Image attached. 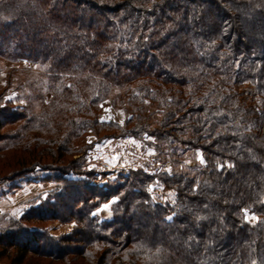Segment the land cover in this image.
I'll list each match as a JSON object with an SVG mask.
<instances>
[{
    "label": "trees",
    "instance_id": "obj_1",
    "mask_svg": "<svg viewBox=\"0 0 264 264\" xmlns=\"http://www.w3.org/2000/svg\"><path fill=\"white\" fill-rule=\"evenodd\" d=\"M9 11L15 20L2 22L0 59L35 61L40 74L18 76L24 109L9 100L0 106V159L31 154L9 180L51 159L39 168L61 186L0 228V261L261 264L264 147L250 126L264 120V107L244 101L241 87L264 94V0H0V17ZM19 18L26 28L14 27ZM14 77L7 75L1 99ZM115 90L132 108L127 124L139 122L119 137L151 135L160 155L177 154V146L200 151L204 166L114 178L90 169L93 145L119 130L99 120ZM154 105L160 121L149 130L145 114ZM153 181L175 189L174 204L153 200ZM105 203L109 215H97ZM49 223L74 228L56 236Z\"/></svg>",
    "mask_w": 264,
    "mask_h": 264
},
{
    "label": "rangeland",
    "instance_id": "obj_2",
    "mask_svg": "<svg viewBox=\"0 0 264 264\" xmlns=\"http://www.w3.org/2000/svg\"><path fill=\"white\" fill-rule=\"evenodd\" d=\"M5 15L6 18L0 17V28L3 26L2 22L5 21L6 23V21L12 22L15 20L13 12L9 11ZM7 18L8 20H3ZM25 23L26 21L19 18L18 21L14 22V27L19 25V29L20 27L26 28ZM36 47L38 50H41L40 45H36ZM9 73L15 76L14 81L12 80L2 99L0 98V106H3L9 100L14 106L13 108L22 110L27 106V101L23 98L24 96L21 99H16L18 92L15 88L18 76H22L21 80H25V82L28 81V78L33 81L39 71L36 70L35 61L32 62L29 59L21 57L15 60L0 59V87L6 85V78ZM241 91L243 100L251 102L255 106L256 111L263 109L264 94L259 93L255 86L251 83H246L241 87ZM123 94V92L115 90L112 96L99 106L101 110L99 112L100 122L111 123L119 128V130H112L110 132L112 135L108 139H105L100 144L93 145V149L86 157L90 169L102 170L108 173V178H114L118 174H127L130 169L141 168L151 174H155L158 170H166L168 174H173L177 171L190 170V166L193 167L195 165L196 169L204 166V163H201L202 154L200 151L192 152L188 150L187 152H183V147L177 146L174 150L177 154L171 151L167 153V150H164L165 153L160 155L158 152H155L157 141L151 135L146 136L141 133L142 135L137 134L135 138L130 135L119 137V135L124 133L131 134L130 132L133 130V127L139 123L135 120L131 125L127 124V121L132 117V108L129 107L127 98ZM154 107L155 105L151 106L145 114V121L148 124L149 130L155 128L160 121V114L156 113ZM250 129L256 134L259 142L264 147V120L262 118L258 119L257 122L250 126ZM176 137L177 139L180 138L178 135ZM89 140H93V138ZM30 156V153L16 154L9 152L5 160L0 159V228L7 226L11 218H20L29 208L39 204L45 194L61 186L59 181L47 177L53 171H43L39 168L46 165L48 167L53 164L50 163L51 159L46 158L40 161L36 171L9 180L13 176H16L12 175V173L20 169L17 168L16 164H19L23 159L29 160ZM105 180L107 179L100 178L96 181L98 184H103ZM152 183L149 188H151L150 193L155 202L174 204L173 201L175 202L176 198L175 189L161 187L157 181H153ZM96 214L106 217L109 215V212L108 209H104L102 206L101 209L96 211ZM252 217L254 216H249L248 218L251 225L256 221ZM73 228L74 224L49 223L47 225L49 233L56 236L69 233ZM29 261H31L29 262L30 264L35 262V260ZM0 264H9V262L4 260L0 261Z\"/></svg>",
    "mask_w": 264,
    "mask_h": 264
},
{
    "label": "snow or ice",
    "instance_id": "obj_3",
    "mask_svg": "<svg viewBox=\"0 0 264 264\" xmlns=\"http://www.w3.org/2000/svg\"><path fill=\"white\" fill-rule=\"evenodd\" d=\"M213 43H214V41H213ZM262 55H264V53H262ZM201 163H204V160H203L202 156H201ZM232 166H234V165H231V164L229 165V167H232ZM149 191H151V188H149ZM116 200H118V197H114L113 200H112V202L115 203ZM173 203H175V202L173 201ZM205 207H207V205H205ZM103 208L104 209H109L110 208V204L105 203L103 205ZM173 215H175V214H173ZM248 218L249 217H246V219H248ZM166 219L169 220V221H171L173 219V216H168ZM196 219L197 220H200V219H203V217L197 216ZM252 219H257V218L252 217ZM189 239H192V237H189ZM253 264H255V261H253ZM261 264H264V260H262Z\"/></svg>",
    "mask_w": 264,
    "mask_h": 264
}]
</instances>
